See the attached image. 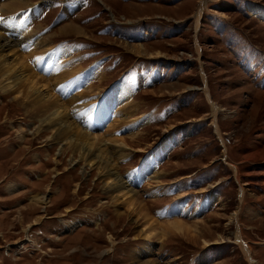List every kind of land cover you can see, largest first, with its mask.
<instances>
[{
	"label": "rangeland",
	"instance_id": "374dc122",
	"mask_svg": "<svg viewBox=\"0 0 264 264\" xmlns=\"http://www.w3.org/2000/svg\"><path fill=\"white\" fill-rule=\"evenodd\" d=\"M27 1L20 28L0 31L34 49L70 120L123 136L119 151L91 147L134 204L0 74V264H264V0ZM72 20L80 34L59 30ZM115 83L131 108L109 97ZM177 218L191 228L162 235Z\"/></svg>",
	"mask_w": 264,
	"mask_h": 264
},
{
	"label": "bare ground",
	"instance_id": "6f19581e",
	"mask_svg": "<svg viewBox=\"0 0 264 264\" xmlns=\"http://www.w3.org/2000/svg\"><path fill=\"white\" fill-rule=\"evenodd\" d=\"M27 0H0V10L1 13L4 15L3 20L0 22V25L3 28H7L9 31L10 29L14 32L16 28H20L19 23V15H16L17 11L22 9L23 7H26L28 5H31V3H28ZM35 3V2H34ZM253 11L256 13L264 15V9L260 6L257 8H253ZM199 10L196 13V19L198 21L199 19ZM10 14V16H8ZM14 18V15L17 16V21L13 23V27H10L8 22L5 20H8L11 17ZM8 17V19H6ZM59 30L61 32H72L76 34H80L82 32L81 26L77 25L73 20L70 22L65 23L62 25ZM34 34V33H32ZM26 34L25 36H27ZM29 36L28 38H30ZM26 38V37H25ZM23 40L22 36L17 35L13 36H7L5 33L0 31V57H3V59L0 62V74L3 75V78L5 81H7L5 87H10L13 89H19L18 96L21 97V95L24 94V98L26 99V102H28L30 105H35L36 108H40V110L43 112V114H47L45 118H43L46 121L47 128L54 129L53 136L51 138H55L57 140H64V142H70L73 149H77L81 152V158H87V160L91 163L97 164V167L99 169L100 175L107 177V185L106 191L108 192H116L113 196L115 201L119 200V196L122 197V202L128 204V206H133L134 200L132 195L133 189L131 187H127V185L130 184V180H127L120 178V173L116 171L117 163H112L110 157H106L104 153L106 151L101 149V153L96 154L93 148L95 147L96 143H111L114 142L117 149L115 151H119L122 147H124L126 144H124V138L123 136H120V138H115L108 132H104V135H107L106 137H103L101 134L93 133L94 128H92L94 125L92 124L93 118L90 119L86 118L85 121V128H80L78 123L76 124L74 120H70V116L66 112V105L64 100L59 97L53 87L50 86V80H48L50 77L44 76L42 72H39V69L37 68L36 62L34 60H31V55L33 54L32 49L30 50H24L23 52H19L14 44H17V42ZM43 41L39 43L38 40H36L35 44L39 45L42 44ZM141 44L138 45L140 47ZM28 49V48H27ZM6 52V53H3ZM15 55V56H14ZM7 56H14L13 59L7 61ZM29 57V62L28 61ZM3 60H6L2 62ZM27 60V61H26ZM26 68V72H23ZM31 68V70H30ZM97 69V68H96ZM95 67L89 68V70L85 69V71L88 72V74H91L92 79L98 78V71H96ZM80 77V76H79ZM84 77V76H83ZM55 82L58 81V78H54ZM60 81L58 83L64 84L65 91H63L62 94H66L68 92L69 85L65 84L63 79H59ZM63 80V82H62ZM26 85V93H24ZM2 85H0L1 87ZM90 88V87H89ZM93 90V89H89ZM94 91V90H93ZM92 92V91H91ZM95 93V92H92ZM125 93V90L122 85L119 83H115L114 87L112 86L110 90L108 91V95L113 100H117L116 98H119L121 96L122 105L121 108H131V103L127 98H124L123 94ZM61 94V96H62ZM121 102H119L120 104ZM33 109V108H32ZM217 111H219V107H216ZM105 115V114H104ZM83 116V115H82ZM86 117V116H85ZM96 117V116H95ZM136 119V118H133ZM94 121V120H93ZM144 119L140 121V123H143ZM83 122V121H82ZM96 124V123H95ZM108 127L111 126V124L108 123ZM95 127V126H94ZM218 135L221 136L219 128H217ZM133 136V135H131ZM93 138L92 141L90 139ZM119 140L118 143L115 141ZM169 142V141H168ZM170 143V142H169ZM100 145V144H99ZM118 145V146H117ZM169 144H167V141H164L163 144H159L157 148H155V152L152 154L151 159L160 158L165 154V151L169 149ZM122 146V147H121ZM89 158V159H88ZM93 161V162H92ZM92 165V164H91ZM149 168V164L143 163L141 166V172L143 173L146 171V169ZM42 201V199H41ZM119 201V202H121ZM40 202V201H38ZM172 211H179L177 208V204H173L171 207ZM154 222V223H153ZM158 223L157 220L153 219V221L150 222V227L152 228L153 225ZM161 228L160 233L162 235L169 234L170 232H185L187 229H189V224L185 222L184 220L177 218L170 220L166 223L158 224ZM191 228V227H190ZM152 234V233H151ZM148 237V236H147Z\"/></svg>",
	"mask_w": 264,
	"mask_h": 264
},
{
	"label": "snow or ice",
	"instance_id": "6c2138e0",
	"mask_svg": "<svg viewBox=\"0 0 264 264\" xmlns=\"http://www.w3.org/2000/svg\"><path fill=\"white\" fill-rule=\"evenodd\" d=\"M0 19H3V17H0Z\"/></svg>",
	"mask_w": 264,
	"mask_h": 264
}]
</instances>
